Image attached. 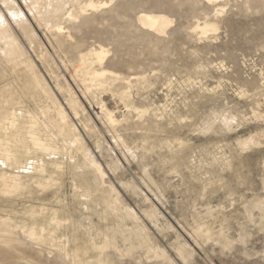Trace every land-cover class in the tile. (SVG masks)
Masks as SVG:
<instances>
[{"label": "rangeland", "instance_id": "rangeland-1", "mask_svg": "<svg viewBox=\"0 0 264 264\" xmlns=\"http://www.w3.org/2000/svg\"><path fill=\"white\" fill-rule=\"evenodd\" d=\"M15 1L30 33L9 19L11 32L34 68L12 67L0 43V177L16 174L22 186L18 195L0 190V264H264V0H112L64 23L58 37ZM140 12L172 23L157 34L137 22ZM204 21L217 30L201 35L194 27ZM99 45L109 50L105 68L123 81L87 96L72 86L84 110L69 117L102 174L40 113L55 76L72 85L66 69ZM100 105L119 123L97 117ZM31 122L66 151H37ZM6 145L16 165L5 161ZM42 181L50 184L37 188Z\"/></svg>", "mask_w": 264, "mask_h": 264}, {"label": "bare ground", "instance_id": "bare-ground-1", "mask_svg": "<svg viewBox=\"0 0 264 264\" xmlns=\"http://www.w3.org/2000/svg\"><path fill=\"white\" fill-rule=\"evenodd\" d=\"M209 2H214L216 0H207ZM222 1V0H221ZM109 3H113L112 0H24V4L26 5L28 12L33 16V18L36 20L35 23L37 22L38 25L40 27L46 28L47 32H51L54 33V35L57 37L60 34H63V30L65 28V26H63L64 23H73L75 21H77L78 19H80V17L84 14H86L89 10H97L101 7H105L106 5H108ZM217 3V2H216ZM215 4V2H214ZM25 7V6H24ZM22 8V7H21ZM21 8L18 7V4L15 0H0V43L2 44V48H3V52L6 55V61L12 65V67L17 66V65H21V66H25L27 69L30 68H34L33 67V63L31 60L26 59L27 57H25L24 55V51L23 48L20 46L17 38L14 36V34L11 32V28H10V23H9V19L10 21L17 26L18 28H20V30L22 29L24 31V33H30L28 32L30 30V25L27 21V18L24 14V12L21 10ZM219 10V9H218ZM117 11V10H116ZM219 12V11H217ZM29 14V15H30ZM221 15V14H220ZM32 18V19H33ZM31 19V20H32ZM137 22H139V24H141L142 26L148 28L149 30H152L154 32H156L157 34H165L166 29L171 25L172 23V19L164 14V13H156V12H140L137 17H136ZM71 25V24H70ZM74 25V23L72 24V26ZM12 26V24H11ZM32 26V25H31ZM42 28V30H43ZM75 28V27H74ZM70 29V28H69ZM194 29L200 31L201 35H206L208 32L210 31H216L217 27L213 22L210 21H204L202 23H197L194 27ZM21 30V31H22ZM32 31V30H31ZM46 31V30H45ZM44 32V31H43ZM51 35V34H50ZM54 35L52 37H54ZM34 36V35H33ZM64 36V34H63ZM26 37V36H25ZM32 37V36H31ZM35 39V37H33ZM33 38L31 40H33ZM54 39V38H53ZM52 39V40H53ZM58 40V39H56ZM69 40V39H68ZM67 40V41H68ZM59 41V40H58ZM61 41V40H60ZM59 41V42H60ZM59 42L57 43V45L59 44ZM71 42V41H70ZM29 43V42H28ZM73 43V42H72ZM62 44V42L60 43ZM58 46H61V45ZM74 44V43H73ZM73 44L71 46H73ZM76 44V43H75ZM78 44V43H77ZM52 45V44H51ZM67 45V44H66ZM31 46V45H30ZM70 46V45H69ZM68 46V47H69ZM70 46V48H71ZM75 46V45H74ZM79 46V45H78ZM84 46V45H83ZM51 47V46H50ZM62 47V46H61ZM59 47V48H61ZM76 47V46H75ZM80 47V46H79ZM1 48V49H2ZM58 48V47H57ZM65 48V46H64ZM63 49V48H62ZM82 49V48H81ZM31 50V49H30ZM66 50V49H64ZM68 50V48H67ZM73 50V49H72ZM76 51V49H74ZM79 50V49H78ZM42 51V50H41ZM44 51V49H43ZM71 50L69 49V52ZM36 52V51H35ZM58 52V51H57ZM74 52V51H73ZM72 53V52H71ZM109 50L104 48L103 46L99 45L97 47L94 46H90L89 48H87L85 51H79V54L77 55V58L75 60H73L74 62L71 64V68L69 67V69H66V73H68V77L72 83V85L65 80V84L62 85L59 81V75L55 76V89H56V93H59L60 95L64 96L63 98V102L60 101L58 99V96L56 95V93L52 90H49L48 94L46 95V86L42 84V82L44 80L39 79L36 74L32 75L34 78V80L36 81V84L38 85V87H42L41 89H43V92H46V96H49V99L51 102L48 106L45 105V108H41L40 106V113L43 116V118H45L46 122L48 123L45 125L46 127L50 126L55 130V132H57V135L60 137L64 138V141L66 143V145L68 147L71 148H75L74 150H79L81 149L83 152V156H85V158L87 159V161L89 160L90 163L92 164V166L96 169V171H98L100 174H102V170H101V166L97 164V162L94 160V158L92 159V157L90 156L91 153L89 151L85 150V147L82 145L83 144V138L80 136L79 132L77 129V123L75 124L72 119L69 117V115H73V117L75 119L80 118L81 116V111L84 110L83 106L81 105L82 103L80 102V98L76 93V90H74V88L72 86H75L81 93V95H85L87 96V94H89L90 92L94 91V90H99V89H110V86L112 84L113 81H117V80H122L123 79L115 72L108 70L106 67V59L108 56ZM2 54V53H1ZM59 54V53H58ZM43 55V54H42ZM51 55V54H50ZM63 55V54H62ZM3 56V54H2ZM29 56V55H28ZM5 57V56H4ZM39 57L41 58V56L39 55ZM43 57V56H42ZM46 57V56H45ZM50 57V56H49ZM73 57V56H72ZM45 58H43L44 60ZM4 60V59H3ZM48 61V60H47ZM61 61V60H60ZM65 61V60H64ZM71 61V60H70ZM44 62V61H43ZM42 62V64H43ZM63 62V61H62ZM45 63V62H44ZM64 63V62H63ZM106 64V65H105ZM16 68V67H15ZM56 68V66H55ZM23 69V68H22ZM21 69V71H22ZM12 70V69H11ZM25 70V69H24ZM23 70V71H24ZM13 71V70H12ZM18 71V70H17ZM22 71V73L25 76V73ZM34 71V70H33ZM31 71V72H33ZM15 72V71H14ZM47 72V71H46ZM21 73V72H20ZM21 73V74H22ZM29 74H31L30 72H28ZM58 73V72H57ZM62 73V72H61ZM27 74V73H26ZM28 74V75H29ZM38 74V73H37ZM40 74V73H39ZM38 74V75H39ZM30 76V75H29ZM40 76V75H39ZM61 76V75H60ZM42 77V76H41ZM40 77V78H41ZM49 77V76H48ZM53 77V75H52ZM62 77V76H61ZM26 78V77H25ZM66 78V77H65ZM62 79H64L62 77ZM42 80V82H41ZM27 81V79L25 80ZM47 82V81H46ZM45 82V83H46ZM28 83V81H27ZM35 83V82H34ZM44 83V82H43ZM44 83V84H45ZM33 84V83H32ZM28 84H26L27 86ZM34 86V84H33ZM45 86V87H43ZM49 86V85H48ZM54 87V86H53ZM33 89V87H32ZM35 89V88H34ZM33 89V90H34ZM38 89V88H37ZM40 89V88H39ZM49 89V88H48ZM35 91V90H34ZM33 91V92H34ZM126 91V90H125ZM38 92V91H36ZM101 92V91H100ZM109 92V90H108ZM35 93V92H34ZM40 93V91H39ZM94 93V92H93ZM103 93V92H102ZM95 94V93H94ZM38 95V94H37ZM42 95V92H41ZM4 96V95H3ZM84 96V97H85ZM7 97V96H6ZM41 97V96H40ZM47 98V97H46ZM83 98V97H82ZM121 100H124L126 98V92H121L120 93V97ZM87 100V99H86ZM42 102V101H41ZM103 102V101H102ZM101 103V102H100ZM41 104V103H40ZM99 104V103H98ZM102 104V103H101ZM104 104V103H103ZM126 104V103H125ZM48 106V107H47ZM93 106V105H92ZM129 105L126 104L125 107H128ZM99 107V108H98ZM96 109L97 110V117H99V115H101V117L104 119L103 121L107 122V124L109 125H116L117 123H119V119H116V117L114 116V113L112 111H109L103 107L105 106H98ZM132 107V106H131ZM134 107V106H133ZM137 112L138 110L136 108H134ZM14 111V110H13ZM12 112V111H11ZM15 112V111H14ZM29 112V111H28ZM123 112V111H122ZM143 112V111H141ZM9 113V112H8ZM32 113V112H31ZM145 113V112H144ZM10 114V113H9ZM35 114V113H34ZM37 114V113H36ZM26 115V114H25ZM24 115V116H25ZM86 115V114H85ZM96 115V114H95ZM11 116V115H10ZM13 116V114H12ZM27 116H30L29 114ZM26 116V117H27ZM38 116V115H36ZM40 116V117H42ZM7 117V116H6ZM15 117V116H14ZM31 117V121L32 119H34V116H30ZM96 117V118H97ZM228 117V116H227ZM9 118V117H8ZM11 118V117H10ZM16 118V117H15ZM42 118V119H43ZM230 118V117H229ZM29 119V117H28ZM99 119V118H97ZM11 126L14 124V120L13 117L11 119ZM36 120V118H35ZM34 120V122H35ZM39 120V119H38ZM226 120L225 116L224 118H222V121L224 122ZM84 120H82L83 122ZM91 121V120H90ZM227 121V120H226ZM8 122V121H7ZM34 122H31V126H29V129H27L26 132V136L28 137V139L30 140L31 144L33 145V147L43 153L46 154V156H48V154H53L56 151H61L58 150L60 148L56 147L53 142H51V137L50 140L48 138H46L47 140L43 139L37 132L35 129H37V125H35L34 127ZM42 122V121H41ZM38 122V123H41ZM76 122V121H75ZM86 122V121H84ZM105 122V123H106ZM122 122V121H121ZM9 123V122H8ZM36 123V122H35ZM227 124V122H225ZM3 124V123H2ZM26 124V123H25ZM4 125V124H3ZM42 125V124H41ZM83 125V124H82ZM1 126V125H0ZM26 126V125H24ZM80 126V125H79ZM85 127H88V124H84ZM5 127V126H4ZM11 128V127H10ZM20 128V127H19ZM24 128V127H23ZM41 128V127H39ZM109 128V127H108ZM13 129V127H12ZM18 129V128H17ZM21 129V128H20ZM20 129H18L20 131ZM42 129V128H41ZM48 129V128H47ZM6 130V129H5ZM11 130V129H10ZM15 130V129H14ZM24 130V129H23ZM84 130V129H83ZM86 130V129H85ZM111 130V129H110ZM2 131V130H1ZM52 131V130H51ZM114 131V130H113ZM6 132V131H5ZM15 132V131H14ZM44 132V131H43ZM54 132V131H53ZM54 132V133H55ZM93 132V131H92ZM108 132V131H107ZM110 132V131H109ZM13 133V132H12ZM11 133V134H12ZM45 133V132H44ZM47 133V132H46ZM72 134V141H69V134ZM116 133V132H115ZM9 134V133H8ZM19 134V133H18ZM24 134V133H23ZM49 134V133H48ZM96 134V133H95ZM14 135V134H13ZM12 135V136H13ZM47 135V134H46ZM56 135V136H57ZM88 135V134H87ZM22 136V133H21ZM26 136H22L26 138ZM50 136V135H49ZM71 136V135H70ZM115 136V135H114ZM113 136V137H114ZM14 137V136H13ZM68 137V139H67ZM86 137V136H85ZM16 139V137H14ZM14 138L12 140H14ZM24 138V139H25ZM57 138V137H56ZM70 138V139H71ZM116 138V137H115ZM10 139V138H9ZM58 139V138H57ZM25 140V141H26ZM59 140V139H58ZM62 140V139H61ZM114 140V139H113ZM121 140V139H120ZM5 141V140H4ZM7 141V140H6ZM24 141V142H25ZM85 141V140H84ZM87 141V140H86ZM2 142V141H1ZM21 142V141H19ZM8 143V141L6 142ZM11 143V142H10ZM14 143V141H13ZM26 143V142H25ZM60 143V142H57ZM64 143V142H63ZM62 143V144H63ZM22 143H20L21 145ZM28 144V143H27ZM5 145V144H4ZM2 145V146H4ZM19 145V146H20ZM26 145V144H25ZM31 145V147H32ZM27 146V145H26ZM58 146V145H57ZM64 146V145H63ZM62 146V147H63ZM25 147V146H24ZM29 147V146H28ZM26 148V147H25ZM19 149V147H17L16 151ZM28 149V148H27ZM34 149V150H35ZM69 149V150H70ZM24 150V149H23ZM66 151V148L64 149ZM62 150V151H64ZM89 150V149H88ZM2 155L5 158V161L9 162L12 166L16 165L18 163V158L17 155H15L13 153V148L10 145H6L5 147L2 148ZM22 151V150H21ZM25 151V150H24ZM28 151V150H27ZM31 151V150H30ZM29 151V152H30ZM61 151V152H62ZM64 151V152H65ZM72 151V150H71ZM96 151V150H95ZM1 152V150H0ZM23 152V151H22ZM36 152V151H34ZM77 152H80L77 151ZM17 153V152H16ZM26 153V152H24ZM33 153V152H32ZM63 153V152H62ZM68 153V152H67ZM72 153V152H71ZM21 154V153H20ZM19 154V155H20ZM56 154V153H55ZM59 154V153H57ZM80 156L82 153H79ZM93 154V153H92ZM22 155V154H21ZM1 156V155H0ZM37 156V155H36ZM54 156V155H52ZM74 156V155H73ZM21 157V156H20ZM66 157V156H65ZM78 157V156H77ZM82 157V156H81ZM54 157H52L53 159ZM76 158V156H75ZM74 158V159H75ZM25 159V158H24ZM29 159V158H28ZM36 159V158H35ZM34 159V160H35ZM57 159V158H56ZM71 159V156H70ZM78 159V158H77ZM83 159V158H82ZM3 160V159H2ZM23 160V159H22ZM73 160V159H72ZM33 161V160H31ZM39 161V159H38ZM4 162V161H3ZM2 162V163H3ZM20 162V161H19ZM23 162V161H22ZM36 162V160H35ZM49 162V161H48ZM28 163V162H27ZM56 163V162H53ZM75 163V161H74ZM80 163V162H79ZM84 163V162H83ZM5 164V163H4ZM7 164V163H6ZM21 164V163H20ZM23 164V163H22ZM29 164V163H28ZM31 164V163H30ZM44 164V162H43ZM78 164V163H77ZM88 164V163H87ZM86 164V165H87ZM11 165H9L11 168ZM25 165V164H24ZM48 165V164H47ZM51 165V164H50ZM55 165V164H54ZM53 165V166H54ZM26 166V165H25ZM38 166V165H37ZM42 166V165H41ZM76 166V164L74 165ZM88 166V165H87ZM90 166V165H89ZM18 167H21L18 165ZM24 167V166H22ZM40 167V166H39ZM38 167V169H39ZM56 166H54L55 168ZM60 167V166H59ZM78 167V166H77ZM76 167V168H77ZM25 168V167H24ZM33 168V167H32ZM91 168V167H89ZM22 170V169H21ZM34 170V169H33ZM42 170V169H41ZM45 170V169H44ZM15 171V170H14ZM24 171V170H22ZM40 171V170H39ZM75 171V169H74ZM35 172V171H34ZM44 172V171H42ZM23 173V172H22ZM26 173V172H25ZM29 173V172H28ZM45 173V172H44ZM1 174V173H0ZM12 174V173H11ZM39 174H42L39 172ZM57 174V173H55ZM9 175V174H8ZM16 175V174H14ZM14 175H9V176H4L1 179V191L2 193H7L8 194H15L18 195L20 193L21 190V183L16 181V178ZM18 175V173H17ZM25 175V174H24ZM32 176V175H31ZM102 175H98V177H100ZM0 177V178H1ZM22 177V176H21ZM33 177V176H32ZM19 178V177H18ZM25 178V177H24ZM23 178V179H24ZM45 178V177H44ZM32 179V178H31ZM43 179V178H42ZM37 181V180H36ZM40 181V180H38ZM48 181V180H46ZM24 182V181H23ZM43 182V181H42ZM36 183V182H35ZM49 182L45 181L43 183L39 182L37 185L40 186L41 188L46 185ZM28 184V183H27ZM32 184L34 185V183L32 182ZM50 184V183H49ZM25 185V183L23 184ZM35 186V185H34ZM24 187V186H23ZM45 187V186H44ZM48 186H46L47 188ZM29 188V187H27ZM44 190V188L42 189V191ZM6 195V194H5ZM32 210V209H31ZM43 210V209H42ZM40 211V210H39ZM34 212V210H33ZM43 212V211H41ZM31 213V212H30ZM32 215V214H31ZM36 214H33V216H35ZM44 215V214H43ZM47 215V214H46ZM52 219L54 218V214H51ZM56 215V214H55ZM131 215V214H130ZM30 216V215H29ZM37 217V216H36ZM56 218V217H55ZM49 219V218H48ZM47 219V220H48ZM51 219V218H50ZM36 220V219H35ZM34 220V221H35ZM43 220V219H42ZM58 223V221H57ZM55 224V221H54ZM59 224V223H58ZM57 224V225H58ZM53 225V224H52ZM55 226V225H54ZM43 228V227H42ZM33 230V229H31ZM30 230V231H31ZM26 232V231H24ZM29 233V232H28ZM34 231H31L29 233L30 236L34 235ZM37 234V233H36ZM1 236V235H0ZM28 236V234H27ZM7 237V236H4ZM36 237V236H35ZM1 238V237H0ZM11 238V236L9 237ZM31 238V237H30ZM8 239V238H7ZM12 239V238H11ZM33 239V238H32ZM35 239V238H34ZM39 239V238H38ZM10 240V239H9ZM6 242V241H5ZM8 242V240H7ZM10 242V241H9Z\"/></svg>", "mask_w": 264, "mask_h": 264}]
</instances>
